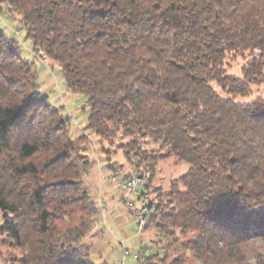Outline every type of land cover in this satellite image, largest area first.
<instances>
[{
	"label": "trees",
	"instance_id": "1",
	"mask_svg": "<svg viewBox=\"0 0 264 264\" xmlns=\"http://www.w3.org/2000/svg\"><path fill=\"white\" fill-rule=\"evenodd\" d=\"M0 2L84 96L87 129L127 137L119 148L150 170L187 164L147 202L143 239L160 245L138 264H264L249 254L264 238V96L246 99L264 86V0ZM70 124L0 26V242L21 264H110L84 238L99 208Z\"/></svg>",
	"mask_w": 264,
	"mask_h": 264
},
{
	"label": "rangeland",
	"instance_id": "2",
	"mask_svg": "<svg viewBox=\"0 0 264 264\" xmlns=\"http://www.w3.org/2000/svg\"><path fill=\"white\" fill-rule=\"evenodd\" d=\"M0 10L4 17H6L7 22L19 30V35L17 36L12 30L0 23L7 37L14 36L19 40L20 54L25 60L30 62L33 73L36 76L37 90L40 93H46L50 103L53 106L60 107L61 111L69 116L71 135L85 134L87 136V142L82 144L81 149L82 153L87 154L89 161L83 175V181L98 205L99 218L101 220H105L106 218V221L102 223V221H98L97 216L92 223L90 232L84 237L90 243L93 259L96 261L106 260L111 264L115 260L122 258L124 247H127L131 253L136 252L140 247L145 245L150 246L152 251L155 250L156 246L160 245L158 241L159 237L150 231L151 233L148 237L143 239L150 229L146 225L145 230L138 232L137 219L132 215L121 223L124 227V233L118 228L112 227L119 223L118 220L110 218L107 213L102 194H100V188L105 183L114 184L116 181L112 179V176H117V178L121 179L137 173L143 175L145 180L142 186L137 187L132 197L134 199L145 198L146 202L150 200L156 201L158 194L166 192L170 182L187 170V164L169 157L159 161L155 169L150 170L146 161L141 162L140 165H136L135 159L127 158L122 149L119 148L118 144L120 141H127V137L120 138L117 135L112 139L99 138L95 132L87 129L85 126L87 110L84 108L86 106L84 96L80 93L69 91L59 66L45 56L42 51L36 52L33 50L32 41L25 37V31L20 24L18 15L15 12L9 13L5 3H1ZM254 53L259 55L258 50H254ZM243 61L244 59L240 57L231 60L228 71L239 74ZM257 95L264 96V86L254 88V91L246 99ZM116 183L117 185L119 184L118 182ZM142 190L145 193H142ZM97 191H99V194ZM78 213H76L78 214L76 216L81 214L80 211ZM103 214H106L105 218H103ZM1 219L0 214V222ZM257 249L264 251V238L261 236H253L249 254H252ZM21 253L22 248L0 242V264H21L15 259ZM124 264H138V261L132 255H128L124 259Z\"/></svg>",
	"mask_w": 264,
	"mask_h": 264
},
{
	"label": "built area",
	"instance_id": "3",
	"mask_svg": "<svg viewBox=\"0 0 264 264\" xmlns=\"http://www.w3.org/2000/svg\"><path fill=\"white\" fill-rule=\"evenodd\" d=\"M1 6V2H0ZM0 23H2L5 27L9 28L14 32L15 35H19V30L11 26L6 17L2 14L0 10ZM8 23V24H7ZM112 179L118 182V187L120 191L119 203L123 204L127 211L137 219V231L142 232L146 229L147 224V213L148 206L145 198L134 199L132 194L137 189V187L142 186L144 184V176L134 173L129 175L126 178H117V176H112ZM106 214H103V218H105ZM151 252L150 246L140 247L136 252H130L127 247L123 248L122 258L119 260H115L111 264H124V259L128 255H132L134 258H142Z\"/></svg>",
	"mask_w": 264,
	"mask_h": 264
},
{
	"label": "crops",
	"instance_id": "4",
	"mask_svg": "<svg viewBox=\"0 0 264 264\" xmlns=\"http://www.w3.org/2000/svg\"><path fill=\"white\" fill-rule=\"evenodd\" d=\"M100 191V194H102L103 202L105 203L107 213L109 214L110 218L112 217L116 221L118 220L119 223L117 225L115 224L114 226H112L111 223V226L118 228L124 233V227L121 225V223L128 219V217L130 218L131 214L127 211L126 207L123 204L119 203L120 192L117 183H105L104 186L100 188ZM97 193L99 194V191H97ZM97 219L98 221H102V223L106 221V218L105 220H101L99 216ZM120 243H122V241H120Z\"/></svg>",
	"mask_w": 264,
	"mask_h": 264
}]
</instances>
